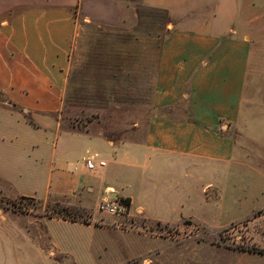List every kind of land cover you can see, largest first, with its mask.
Wrapping results in <instances>:
<instances>
[{
	"label": "rangeland",
	"instance_id": "obj_1",
	"mask_svg": "<svg viewBox=\"0 0 264 264\" xmlns=\"http://www.w3.org/2000/svg\"><path fill=\"white\" fill-rule=\"evenodd\" d=\"M73 8L76 25L68 63L62 70L63 106L53 117L62 129L142 142L155 112L156 66L172 22L170 14L146 0H79ZM247 106L264 115V43L252 49L244 99ZM177 109L184 110V102L161 111L174 113ZM25 116L35 124L31 114ZM4 119L1 114L0 176L5 181L0 178V207L4 212L34 214L30 229L46 252L15 233L0 243V264H117L131 251L141 256L128 257L121 264H264V139H248L245 133H238V162L231 165L206 166L189 176L172 170L157 174L161 180L164 176L165 180L179 178L186 187L183 205L176 204L182 195L173 199L175 211L154 200L158 215L173 219V224H164L130 213V205H124L120 196L110 198L124 205V214L100 211L102 194L98 189L89 191L88 184L79 190L80 199L93 210L68 205L71 197L53 199L55 188L51 196L48 193L50 178L57 181L65 172L68 175L62 181L66 182L75 174L83 175L98 187L100 171H85L84 162L100 157L112 162L111 155L93 150L81 135L69 139L70 133L63 130H50L46 135L38 130L22 132L24 137L41 141L35 146L24 139L15 119L6 127ZM63 152L74 156H63ZM119 172L115 170L113 178ZM161 189L158 194L165 191ZM58 211L68 220L76 217L86 223L87 219L113 229L46 222L47 217H62ZM49 236L56 243L52 261L44 255L50 248Z\"/></svg>",
	"mask_w": 264,
	"mask_h": 264
},
{
	"label": "crops",
	"instance_id": "obj_2",
	"mask_svg": "<svg viewBox=\"0 0 264 264\" xmlns=\"http://www.w3.org/2000/svg\"><path fill=\"white\" fill-rule=\"evenodd\" d=\"M78 2L0 0V115L5 117L4 126L14 124L15 119L23 137L22 132L38 130L46 135L50 130H63L70 133L69 139L81 135L90 148L111 155L112 162L104 157L95 159L106 161V166L98 169L102 176L98 187L83 175L75 174L66 182L62 181L68 175L65 172L57 181L50 178L49 196L56 189L53 199L71 197L68 205L92 209L80 199L79 190L88 184L89 191L98 189L102 201L117 193V197L130 198V213L135 211L146 220L173 224V219L158 215L159 211L153 209L154 200L167 203L175 211L176 204L183 205L186 187L179 178L165 180L164 176L161 180L157 174L172 170L189 176L206 166L231 165L238 162V133H245L248 139H264V115L244 107L252 49L264 43V0H146L151 6L166 9L172 22L161 44L155 75L156 107L142 142L114 141L102 132L62 129L53 117L63 106L62 70L68 63L76 25L73 7ZM178 102H184V110L161 111ZM26 113L32 115L36 125L27 120ZM24 139L41 145L34 138ZM117 169L120 172L113 178ZM84 170L96 171L88 169L85 162ZM160 189L165 191L158 194ZM176 195L182 197L175 204ZM33 217L32 213L4 212L0 207V243L17 233L45 251L42 241L32 235ZM25 220L30 223L26 225ZM56 221L113 229L62 217L46 219L50 223ZM52 241L49 236L50 248L44 252L51 261L56 255L52 248L56 243ZM135 256L141 254L131 251L117 264Z\"/></svg>",
	"mask_w": 264,
	"mask_h": 264
},
{
	"label": "built area",
	"instance_id": "obj_3",
	"mask_svg": "<svg viewBox=\"0 0 264 264\" xmlns=\"http://www.w3.org/2000/svg\"><path fill=\"white\" fill-rule=\"evenodd\" d=\"M86 166L90 170H97L104 168L106 166V161L104 160H94V159H88L85 162ZM99 210L107 212L112 215H122L124 214L125 207L123 204H120L116 202L115 199L109 198L108 200H103L99 204Z\"/></svg>",
	"mask_w": 264,
	"mask_h": 264
},
{
	"label": "trees",
	"instance_id": "obj_4",
	"mask_svg": "<svg viewBox=\"0 0 264 264\" xmlns=\"http://www.w3.org/2000/svg\"><path fill=\"white\" fill-rule=\"evenodd\" d=\"M15 106H16V105H15ZM121 201L124 203V205L129 206L131 200H130V198H122ZM69 208H71V207H69ZM58 215H59V216H62V217L65 218V219H68V218H67V215H66L65 213H63L62 211H58ZM80 215H82V214H80ZM69 220L76 221V217H74V218H70ZM85 222H86V223H89V222L87 221V219L85 220ZM252 251L262 252V250H253V249H252Z\"/></svg>",
	"mask_w": 264,
	"mask_h": 264
},
{
	"label": "water",
	"instance_id": "obj_5",
	"mask_svg": "<svg viewBox=\"0 0 264 264\" xmlns=\"http://www.w3.org/2000/svg\"><path fill=\"white\" fill-rule=\"evenodd\" d=\"M112 196L116 197L117 198V193H114Z\"/></svg>",
	"mask_w": 264,
	"mask_h": 264
}]
</instances>
